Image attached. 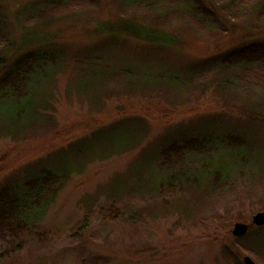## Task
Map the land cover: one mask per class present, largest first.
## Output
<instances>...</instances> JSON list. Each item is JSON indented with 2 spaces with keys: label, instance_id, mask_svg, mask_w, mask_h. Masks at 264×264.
<instances>
[{
  "label": "rangeland",
  "instance_id": "1",
  "mask_svg": "<svg viewBox=\"0 0 264 264\" xmlns=\"http://www.w3.org/2000/svg\"><path fill=\"white\" fill-rule=\"evenodd\" d=\"M201 1L208 19L182 0L53 14L60 0H0V77L25 54L53 57L36 64L48 79L19 122L0 102V134L14 137H0V189L21 191L40 167L72 173L40 222L0 236V264H264L252 225L264 212V68L222 63L264 43V0ZM125 21L163 36L108 31ZM200 135L215 138L204 155L164 164L170 142Z\"/></svg>",
  "mask_w": 264,
  "mask_h": 264
},
{
  "label": "trees",
  "instance_id": "2",
  "mask_svg": "<svg viewBox=\"0 0 264 264\" xmlns=\"http://www.w3.org/2000/svg\"><path fill=\"white\" fill-rule=\"evenodd\" d=\"M88 1L60 0L57 5L51 8L49 14H53L52 12L60 13L67 9H75L86 4ZM182 1L188 4L194 15L203 17L204 19H208L210 16V12L201 0ZM248 1L233 0L231 5L246 9L250 5ZM108 31H116L129 37L146 41H158L157 38H153L154 33L162 35L160 31L149 29L132 21H125L124 24ZM37 40H32V33L23 39L26 45ZM38 62L48 65V63H53V57L47 53L39 56L33 53L25 54L19 57L7 72L0 77V102H5L12 108L15 107L16 114L14 118L16 122L21 120L23 111L28 104L37 102H34L36 99L34 96L38 93L37 89H39L41 84L45 85L48 79V75L37 74L36 69L38 66L36 64ZM222 63L225 66L251 67L252 65H257L264 68V43L252 44L248 47L233 51L222 59ZM34 77L35 79H33ZM42 101L47 103L45 100ZM47 104L51 107V104ZM15 124L20 127L19 123ZM13 129L17 132L18 127H13L12 131H14ZM0 137L14 138L10 132H7L5 136L0 134ZM213 138L210 135H200L170 142L161 151L164 164H167L170 155H177L179 158L184 157L186 154L204 155L208 151V147L211 144L213 146L215 139ZM237 141L232 136H227L226 138V142L230 146L237 145ZM37 172L39 175H34V172L29 173L28 178L22 182L21 191L19 192L9 185L0 189V236L4 238L17 236L23 233L29 226L33 225V223L40 222L50 205L53 204L57 194L63 189L72 175L70 171L68 172L63 168L54 170L50 166L48 169L46 167H40L37 169Z\"/></svg>",
  "mask_w": 264,
  "mask_h": 264
},
{
  "label": "water",
  "instance_id": "3",
  "mask_svg": "<svg viewBox=\"0 0 264 264\" xmlns=\"http://www.w3.org/2000/svg\"><path fill=\"white\" fill-rule=\"evenodd\" d=\"M252 225L261 228L264 227V212L257 213L252 218ZM248 232V226L242 223H237L234 225L232 230V236L235 238H240L246 235ZM242 264H256L249 257H244L242 260Z\"/></svg>",
  "mask_w": 264,
  "mask_h": 264
}]
</instances>
